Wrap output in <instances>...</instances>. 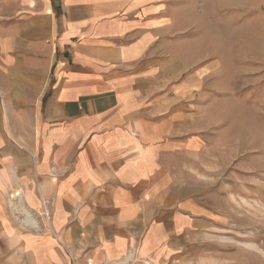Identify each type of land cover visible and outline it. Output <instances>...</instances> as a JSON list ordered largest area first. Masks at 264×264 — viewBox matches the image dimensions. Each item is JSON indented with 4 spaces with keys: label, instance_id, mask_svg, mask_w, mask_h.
Here are the masks:
<instances>
[{
    "label": "crops",
    "instance_id": "0c3cea01",
    "mask_svg": "<svg viewBox=\"0 0 264 264\" xmlns=\"http://www.w3.org/2000/svg\"><path fill=\"white\" fill-rule=\"evenodd\" d=\"M220 1L0 0V264H200Z\"/></svg>",
    "mask_w": 264,
    "mask_h": 264
},
{
    "label": "rangeland",
    "instance_id": "374dc122",
    "mask_svg": "<svg viewBox=\"0 0 264 264\" xmlns=\"http://www.w3.org/2000/svg\"><path fill=\"white\" fill-rule=\"evenodd\" d=\"M260 1L247 0L249 12L237 11L243 1L237 3V18L249 15L243 27L219 24L225 36L221 41L229 42L217 47V57L208 56L209 49L203 48L199 174L203 197L216 217L195 249L200 264H264V7L258 8ZM218 3V9L227 8L220 4L224 1Z\"/></svg>",
    "mask_w": 264,
    "mask_h": 264
},
{
    "label": "bare ground",
    "instance_id": "6f19581e",
    "mask_svg": "<svg viewBox=\"0 0 264 264\" xmlns=\"http://www.w3.org/2000/svg\"><path fill=\"white\" fill-rule=\"evenodd\" d=\"M251 53V52H250Z\"/></svg>",
    "mask_w": 264,
    "mask_h": 264
}]
</instances>
